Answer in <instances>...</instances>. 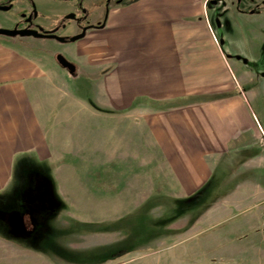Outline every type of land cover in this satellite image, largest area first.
<instances>
[{"label": "crops", "instance_id": "obj_1", "mask_svg": "<svg viewBox=\"0 0 264 264\" xmlns=\"http://www.w3.org/2000/svg\"><path fill=\"white\" fill-rule=\"evenodd\" d=\"M44 1L37 0L41 8ZM207 3L128 0L111 9L101 30L74 44L80 45L79 73H91L105 91L113 128H139V143L129 144L126 161L154 165L164 192L187 197L195 208L197 194L240 185L242 165L253 170V160L264 154V114L254 111L232 50L212 28ZM27 45L0 41V199L14 179L52 177L53 161L69 151L56 135L65 127L56 84L69 76ZM251 177L243 184L248 194L256 175ZM45 190L39 189L43 202ZM0 224L5 231L22 225L6 217ZM5 235L0 241H7Z\"/></svg>", "mask_w": 264, "mask_h": 264}, {"label": "rangeland", "instance_id": "obj_2", "mask_svg": "<svg viewBox=\"0 0 264 264\" xmlns=\"http://www.w3.org/2000/svg\"><path fill=\"white\" fill-rule=\"evenodd\" d=\"M46 1L41 6H51L50 18H39L40 24H59L73 9L72 1ZM90 1L85 7L91 19L105 22L110 0ZM214 6L209 8L218 11ZM237 20L236 41L229 36L233 30L220 29V37L225 50L247 60L241 65L234 59L233 64L241 69L254 111L263 117L264 20ZM0 41L31 44V53L50 59L62 73L56 54L78 64L80 45L34 37L0 36ZM77 77L56 84L65 124L56 135L69 151L53 161L45 203L37 196L30 210L21 211L27 223L37 218L44 224L29 223L28 233L0 241V264H264V154L253 160V170L249 163L242 165L236 178L240 185L214 194L207 187L197 194L201 200L195 208L187 197L164 192L167 187L157 184L161 179L154 165L126 161L129 144L139 143V128H113L101 83L91 73ZM109 153L117 160L111 162ZM254 175V190L248 194L243 184ZM41 227L53 236L32 237Z\"/></svg>", "mask_w": 264, "mask_h": 264}, {"label": "flooded vegetation", "instance_id": "obj_3", "mask_svg": "<svg viewBox=\"0 0 264 264\" xmlns=\"http://www.w3.org/2000/svg\"><path fill=\"white\" fill-rule=\"evenodd\" d=\"M64 1H72L73 9L69 13L64 14V17L59 24L47 22L46 25L40 24L38 20L39 18H50L47 15V12L51 9V6H44L41 8L37 0H0V29H32L35 31L43 29L47 32H53L57 37L66 38L65 42H60L58 39L53 40H56L61 44L73 45L86 39L91 32L101 30V27L106 24L107 15L111 9L117 5L125 3L128 0H110L108 13L106 15V19L104 20L105 22L91 19V16L88 14L85 6L91 4L90 2L92 1L89 0L87 3L85 2L86 0ZM219 1H221V7H219ZM210 5H215L214 8L217 7L218 11L213 9L211 10L209 8ZM207 10L211 16L212 28L218 33H220L219 30L222 28L233 30L232 33H229V36L235 41V29L237 30L239 26V22L237 20L238 18L246 21L247 18L261 17V20H264V0H208ZM12 12H15L17 17L13 19L9 18ZM68 17L72 18L69 19ZM8 23H12L11 26H9ZM82 34H85V37L82 40L74 43L70 42L71 38ZM219 42L221 45H226V42L222 40L221 37ZM58 55L60 54H56L55 56L57 63ZM236 57L237 56H234V59H237ZM67 60L73 63L71 60ZM240 61L244 63L243 58ZM73 64L76 66L74 75H71L68 69L63 68L60 64L59 65L68 74V76L78 78L77 76L80 74L79 69L75 63Z\"/></svg>", "mask_w": 264, "mask_h": 264}, {"label": "trees", "instance_id": "obj_4", "mask_svg": "<svg viewBox=\"0 0 264 264\" xmlns=\"http://www.w3.org/2000/svg\"><path fill=\"white\" fill-rule=\"evenodd\" d=\"M40 176H41L40 179L39 178L33 179V180H35L34 183H32V179H29V178L14 179L13 180V186L11 188V192H9V194L5 195V198L0 199V220L2 217L4 219L6 217L10 220L11 219H19L20 223L22 224L21 226L14 227L13 231H5L4 226L2 227L0 224V233H2V232L6 233L5 237L14 239L20 235H23V233H28L27 230L25 229V226H28L29 223H32L33 226H36V225L40 226V225L44 224L40 220L36 221L37 218H31V222L27 223V220L25 219V217H23V214L21 215V211L25 212L27 210H30L31 207L34 206L35 199L37 198V196H39L41 199L42 193H40L39 189L44 188V189H46L45 191L48 192V188H50L51 176L50 177L48 175L42 176V173L40 174ZM31 186H33V188H31ZM31 189H32V192L28 193L27 191H29ZM33 189H34V192H33ZM44 195H46V194H44ZM28 201L30 204L29 206H27V204L25 203V202L28 203ZM44 203L45 202H43V204ZM24 221H26V222H24ZM42 228L43 227L37 228L36 230H34L32 233V237L43 235V234H48L51 236L53 234L52 233L53 231L46 232ZM55 233H56V231H55ZM31 242L37 244L36 241H31ZM54 245L55 246L53 248H56V243H54Z\"/></svg>", "mask_w": 264, "mask_h": 264}, {"label": "water", "instance_id": "obj_5", "mask_svg": "<svg viewBox=\"0 0 264 264\" xmlns=\"http://www.w3.org/2000/svg\"><path fill=\"white\" fill-rule=\"evenodd\" d=\"M69 19L72 17H68ZM105 25H103L101 28H103ZM0 36L15 38V37H34V38H48V39H58L60 42H65L66 38L63 37H57L54 35L53 32H47L43 29H40L38 31L32 30V29H24V30H8V29H0ZM85 37V34H82L80 36H76L70 39V42H77L79 40H82ZM223 43V42H222ZM231 58V56H229ZM237 60H242V57L237 56ZM58 63L63 67L69 70L71 75H74L76 71V66L68 61L65 56L58 55L57 56ZM245 64H247V60H243ZM262 77L264 78V73L262 74Z\"/></svg>", "mask_w": 264, "mask_h": 264}]
</instances>
